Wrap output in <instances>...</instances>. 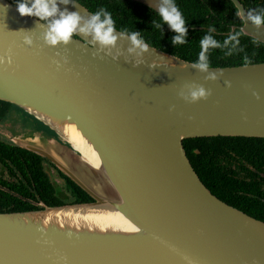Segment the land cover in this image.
Wrapping results in <instances>:
<instances>
[{
    "label": "water",
    "instance_id": "water-1",
    "mask_svg": "<svg viewBox=\"0 0 264 264\" xmlns=\"http://www.w3.org/2000/svg\"><path fill=\"white\" fill-rule=\"evenodd\" d=\"M131 1L156 13L162 4ZM231 2L239 31L264 44V25ZM55 3L52 20L61 12L81 19L67 44L52 46L48 24L0 0V101L55 136L23 134L12 143L92 201L0 213V264H264V223L212 195L182 146L192 138H264V63L201 71L150 45L129 52L128 35L116 29L115 45L102 47L79 31L91 12L75 0ZM197 87L211 95L188 102ZM73 134L96 164L82 159Z\"/></svg>",
    "mask_w": 264,
    "mask_h": 264
},
{
    "label": "trees",
    "instance_id": "trees-1",
    "mask_svg": "<svg viewBox=\"0 0 264 264\" xmlns=\"http://www.w3.org/2000/svg\"><path fill=\"white\" fill-rule=\"evenodd\" d=\"M7 1L13 6H17V3L20 2V0ZM75 1L82 4L93 15L99 12L102 7L105 8L111 14L116 30L128 36L133 31L139 32L140 37L151 47L193 64L197 62L201 51L200 40L206 34H210L221 45L219 48H209L206 53L210 67L264 63V44L243 35L239 30L229 33V26L241 23L229 0H222L223 4L218 2L219 6L215 4L217 0H209L208 7L200 4L198 6L195 0L173 1L180 7L185 21L192 19L197 23H189V25L185 23V27L188 26L186 27V43L177 45L172 43V38L177 33L162 21L159 14L139 3L131 0ZM238 1L246 10H252V15L264 16V0ZM210 9H215V14L211 13ZM205 15L208 16L207 23L199 24L197 19H203ZM30 17L40 20L34 16ZM100 18L103 20L104 15L101 14ZM40 21L49 25L52 19ZM221 21H223L221 25L223 29L218 26ZM156 24H159L160 27L157 28ZM208 26L212 29H206ZM236 32L240 33V44L233 47L234 42H230L225 46L224 40ZM229 51L232 52L231 55L227 54ZM49 133L52 132L49 130ZM182 146L185 148L184 151L193 170L212 195L237 210H239L237 201L239 198H243L252 204L251 211L259 213L264 211L260 207L261 205L264 207V201L246 198L243 193L239 192L247 191L257 194L255 187H248L264 182V138H192L183 140ZM15 150L19 154L18 158L16 160L11 158V161L17 162L18 174L15 175V180L9 183L0 178V186L21 198L0 189V213L41 209L34 203L52 207L92 201L86 193L53 166L52 168L57 171L63 186L55 181L57 177H53L51 180L45 173L43 163L51 164L45 159L18 147H15ZM256 205L260 209L256 208ZM253 216L264 221L262 215Z\"/></svg>",
    "mask_w": 264,
    "mask_h": 264
},
{
    "label": "clouds",
    "instance_id": "clouds-1",
    "mask_svg": "<svg viewBox=\"0 0 264 264\" xmlns=\"http://www.w3.org/2000/svg\"><path fill=\"white\" fill-rule=\"evenodd\" d=\"M63 2L66 3L67 0H63ZM16 7L18 13L21 16H34L40 20H47L49 17L55 16L58 11L55 0H32L31 5H29L26 0H20ZM158 13L162 21L166 23L171 30L177 33V35L172 38L173 45L186 43L185 36L187 34V28L185 27V20L178 6L173 3V0H162V4L158 7ZM101 14L104 15L103 20L100 18ZM80 19L81 17L75 12H61L60 18L52 20L49 24V30L45 34L46 42L52 46H55L58 42H64L67 44L74 32L77 30ZM248 19L253 25L257 27L264 25V16L262 15H252L250 11L248 13ZM156 27L159 28L160 25L156 24ZM79 31L84 35L91 34L93 36V40L98 41L102 47L114 46L118 38L116 35H114L115 22L111 14L103 7L99 12H96V14L92 15L91 19L86 22L84 27L79 28ZM239 36V32L229 35L224 40V45L227 46L230 42H234L233 47L239 45ZM128 39L131 41L132 45V47L129 48V52L135 51L137 48L140 49L141 52H146L148 50L149 46L140 37L139 32H131V34L128 36ZM25 43L30 45L31 40L25 38ZM200 47L201 51L199 53L198 60L193 66L201 71H207L210 67V63L206 53L208 52L209 48H219L221 45L210 34H206L200 40ZM227 54L231 55L232 52L229 51ZM8 62L11 63V60L9 59ZM0 63H4L3 57H0ZM206 79L216 80L217 77L215 74L209 73ZM227 83L229 82L226 81V84ZM210 95V89L205 90L203 87H197L190 91V99L189 97H185V99L190 103H194L198 100H206ZM253 95L259 99L258 94L253 93Z\"/></svg>",
    "mask_w": 264,
    "mask_h": 264
},
{
    "label": "flooded vegetation",
    "instance_id": "flooded-vegetation-1",
    "mask_svg": "<svg viewBox=\"0 0 264 264\" xmlns=\"http://www.w3.org/2000/svg\"><path fill=\"white\" fill-rule=\"evenodd\" d=\"M173 1L175 2L176 0H173ZM229 1L231 2V0H229ZM195 2L198 3V6L200 4V5H204V6L208 7L209 0H195ZM218 2L223 4L222 0H217V2L215 3L216 6H219ZM231 4L233 5L232 2H231ZM176 5L178 6V4H176ZM178 8H179V10H181L179 6H178ZM233 8L235 9L234 5H233ZM214 10H211V13L215 14ZM250 11L252 13V10H250ZM250 11L246 10L247 13H249ZM235 15L241 23L239 25L232 24L231 26H229L230 27L229 33H232L235 30H239L238 28L240 26H242V21L239 19L238 15H237V11L235 12ZM216 16L218 17L217 14H216ZM197 18H198V16H197ZM207 19H208V16L205 15V17L203 19H200V20L197 19V20L199 21V24H206ZM189 21H185L186 25H189V23L197 24L192 19H189ZM222 24H223V21H221L218 26L223 29V27L221 26ZM186 27H188V26H186ZM206 29L211 30L212 28L208 26V28H206ZM21 134L22 135L23 134H39L43 137H46L47 139L55 138L53 133H51V134L49 133V130L47 127H45L41 123L37 122L32 116L27 114L25 111L21 110L20 108L16 107L13 104H10V103L4 102V101H0V178H3L2 180H4L6 183H9V182H12L13 180H15V175L18 174L17 162L14 163L11 161V158H14L16 160L18 158V155H19L17 153V151L15 150V147H17V146L12 143V139L14 137L20 136ZM43 166H44L46 175L51 180H53V177H57V178H55V181L57 183H59V185L63 186L62 181L60 180V178H58L57 171H54V169L52 168L53 165L52 164L49 165V164L44 162ZM56 170H58V169H56ZM252 187H255L257 189V192H256L257 194L248 193L247 191H239V192L241 194L243 193V196L246 198L258 199V200H261L263 202L264 201V182H262L261 184L249 186L248 188H252ZM234 201H236V200H234ZM34 204L37 207H40V204H42V203H34ZM237 204L239 206L240 211H242L243 213H245L246 215H248L252 218H254L253 215L264 216V211L262 213L251 211L252 204H250V201L247 202L243 198H239L237 201ZM255 207L258 209H260V207H261L264 210L263 205H261L260 207L256 205ZM257 220H259V219H257ZM259 221L264 223L263 220H259Z\"/></svg>",
    "mask_w": 264,
    "mask_h": 264
},
{
    "label": "bare ground",
    "instance_id": "bare-ground-1",
    "mask_svg": "<svg viewBox=\"0 0 264 264\" xmlns=\"http://www.w3.org/2000/svg\"><path fill=\"white\" fill-rule=\"evenodd\" d=\"M71 143L75 147L76 150H78L81 155L82 159L86 162H88L91 165L96 164V159L94 158L92 152L90 151V148L81 142L80 138L76 135L71 136Z\"/></svg>",
    "mask_w": 264,
    "mask_h": 264
},
{
    "label": "rangeland",
    "instance_id": "rangeland-1",
    "mask_svg": "<svg viewBox=\"0 0 264 264\" xmlns=\"http://www.w3.org/2000/svg\"><path fill=\"white\" fill-rule=\"evenodd\" d=\"M22 135V134H21ZM52 139H55V138H52Z\"/></svg>",
    "mask_w": 264,
    "mask_h": 264
}]
</instances>
